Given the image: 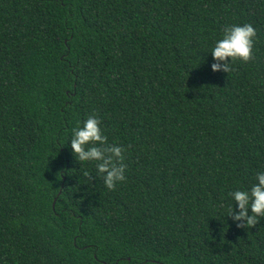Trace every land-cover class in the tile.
I'll use <instances>...</instances> for the list:
<instances>
[{
    "label": "trees",
    "instance_id": "16d2710c",
    "mask_svg": "<svg viewBox=\"0 0 264 264\" xmlns=\"http://www.w3.org/2000/svg\"><path fill=\"white\" fill-rule=\"evenodd\" d=\"M243 23L252 58L212 72ZM91 115L111 191L68 142ZM261 169L264 0H0V264H264V218L226 216Z\"/></svg>",
    "mask_w": 264,
    "mask_h": 264
},
{
    "label": "clouds",
    "instance_id": "9594fccd",
    "mask_svg": "<svg viewBox=\"0 0 264 264\" xmlns=\"http://www.w3.org/2000/svg\"><path fill=\"white\" fill-rule=\"evenodd\" d=\"M256 29L249 23L225 26L211 49L212 72L228 73L233 62H247L252 58ZM75 160L80 164L95 165V174L103 181L104 187L111 191L126 180L124 149L118 144H108L107 136L96 115L87 117L71 130L68 140ZM83 177L89 178L87 170ZM231 204L227 209L237 228L255 226L264 218V169L256 171L248 187L236 188L228 193ZM233 202L236 208L233 209Z\"/></svg>",
    "mask_w": 264,
    "mask_h": 264
},
{
    "label": "water",
    "instance_id": "95a60500",
    "mask_svg": "<svg viewBox=\"0 0 264 264\" xmlns=\"http://www.w3.org/2000/svg\"><path fill=\"white\" fill-rule=\"evenodd\" d=\"M55 202V201H54Z\"/></svg>",
    "mask_w": 264,
    "mask_h": 264
}]
</instances>
